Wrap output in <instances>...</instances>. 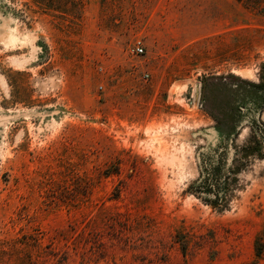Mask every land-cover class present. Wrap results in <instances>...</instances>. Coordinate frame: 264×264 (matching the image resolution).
I'll use <instances>...</instances> for the list:
<instances>
[{
	"label": "rangeland",
	"instance_id": "rangeland-1",
	"mask_svg": "<svg viewBox=\"0 0 264 264\" xmlns=\"http://www.w3.org/2000/svg\"><path fill=\"white\" fill-rule=\"evenodd\" d=\"M66 7L0 0V264H264V0Z\"/></svg>",
	"mask_w": 264,
	"mask_h": 264
},
{
	"label": "trees",
	"instance_id": "trees-1",
	"mask_svg": "<svg viewBox=\"0 0 264 264\" xmlns=\"http://www.w3.org/2000/svg\"><path fill=\"white\" fill-rule=\"evenodd\" d=\"M31 1L34 3V5L39 7V9L42 12L52 13L53 16H56L54 15L55 12L61 14L62 13L66 14L69 12V7L68 8L66 7L67 4H69V0H31ZM245 4H247V1H245ZM263 68L264 66L261 67L262 70ZM246 84L256 89L254 93L256 94L255 100L257 104L255 102V104H252L254 108L249 107L248 110H251L252 113H255V111L260 112L261 110L264 109V83H257V84L246 83ZM243 107L244 105L241 103V101H239V105L233 107L231 111L236 115L238 113L242 114L243 112H245V109L243 110ZM234 108H237L238 112H236ZM248 123L251 129H253V131L259 128L260 123L257 122L256 119H254L252 123L250 122ZM237 129L238 128L235 125H233L232 137L236 135ZM222 152H223L222 150L220 151V149L217 148V153L219 154V157L217 158L218 159L217 162H215L214 165L211 166L212 167L211 169H208L206 166H204L205 171L201 170V179L198 181V185L195 187L197 194L204 193L206 195H212L215 197L216 202L209 201L211 202L210 204L213 203L219 204L218 198H220L222 187L225 185V181L228 178L229 174L231 173L229 171L228 162H227L228 154L223 153V155L225 154L223 156L221 154Z\"/></svg>",
	"mask_w": 264,
	"mask_h": 264
},
{
	"label": "built area",
	"instance_id": "built-area-1",
	"mask_svg": "<svg viewBox=\"0 0 264 264\" xmlns=\"http://www.w3.org/2000/svg\"><path fill=\"white\" fill-rule=\"evenodd\" d=\"M133 52L136 55H139V54L143 53V45H142V43L140 41H137L136 44L134 45Z\"/></svg>",
	"mask_w": 264,
	"mask_h": 264
},
{
	"label": "bare ground",
	"instance_id": "bare-ground-1",
	"mask_svg": "<svg viewBox=\"0 0 264 264\" xmlns=\"http://www.w3.org/2000/svg\"><path fill=\"white\" fill-rule=\"evenodd\" d=\"M5 32V31H4ZM2 36H3V34H2ZM14 38V37H13ZM13 38H12V36L10 35V33H8L5 37H4V41L5 42H12V40H13ZM14 41V40H13ZM14 42H16V41H14Z\"/></svg>",
	"mask_w": 264,
	"mask_h": 264
}]
</instances>
